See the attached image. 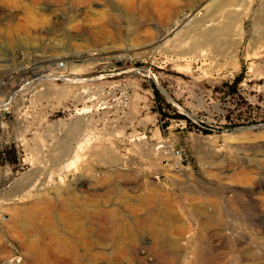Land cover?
Returning <instances> with one entry per match:
<instances>
[{
    "label": "rangeland",
    "instance_id": "rangeland-1",
    "mask_svg": "<svg viewBox=\"0 0 264 264\" xmlns=\"http://www.w3.org/2000/svg\"><path fill=\"white\" fill-rule=\"evenodd\" d=\"M233 171L264 182V0H0V264H57L47 235L16 228L15 218L95 191L122 225L93 220L83 233L55 222L79 253L192 264L194 252L171 260L159 251L174 229L138 227L146 210L136 199L153 194L155 209L177 199L180 216L182 206L199 212L207 190L222 203L232 196L224 176ZM254 214L264 215V202ZM249 235L252 247L264 240ZM195 237L193 228L183 236ZM226 237L198 246L216 256ZM254 255L251 264H264L263 251Z\"/></svg>",
    "mask_w": 264,
    "mask_h": 264
},
{
    "label": "bare ground",
    "instance_id": "bare-ground-1",
    "mask_svg": "<svg viewBox=\"0 0 264 264\" xmlns=\"http://www.w3.org/2000/svg\"><path fill=\"white\" fill-rule=\"evenodd\" d=\"M255 158H257L256 161L259 162L260 159L257 156ZM224 178L227 180V186H225V189L230 190L232 194V196L226 199L224 203L218 200L219 193L216 194L211 190H207L209 203L206 207L201 208L199 212L195 209L194 212L192 209L190 210L189 208L182 206L184 213L183 216H180V214H178L179 211H177V207L180 206V203L177 199L169 202L165 201L164 207L162 206L161 209H155L156 207L154 208V206L157 205L159 198L156 195L150 194L136 199L135 206L137 205V209L146 210L145 213L135 221L136 224L139 227L141 224L148 223L155 225L154 223L160 221L162 231L159 232L160 234L170 229L176 231V234L174 233L176 237L166 241L157 242L159 251L171 260L184 257L188 252H190L192 256V252H194V260L192 264H218V261L229 258H232L236 264H251L254 259L259 258L255 257V252L258 250L264 252V240H262L257 246L252 247L253 244H257L258 241L257 239L254 240V238L249 235L254 234L264 237V215L256 216L254 214L260 206L262 207V203L264 202V182L260 177L253 178L245 171H233L228 176L225 175ZM137 188L138 190H141L142 183H139ZM95 192L88 194L87 196L84 194L82 196L71 195L60 205H56V209L54 208V205H40L38 207L26 209L22 216V221L15 218V223H18V227H15H21L26 230L30 229L38 234L40 232L46 234L47 247L45 248L48 250V256L57 264L59 262L81 264L85 261L89 264H98L101 262L100 260L106 261L107 259V262L104 264H111L110 259L112 252H108L109 254L107 251L106 253L96 252L89 246L82 247L85 253L81 254L78 250L80 247H75L68 240L62 239L57 233L54 225L55 222L57 223V221H60L62 226L65 227V230H75L76 232L84 233V222L89 223L93 220H101L108 221V223L114 228H120L122 225L120 219L122 217L114 213V210L109 209L111 204L106 205L105 200L99 202V195L94 194ZM105 193L109 192L106 191ZM189 202L188 200H183L185 205ZM259 202L260 204H258ZM133 208L132 205L131 210L134 214L135 211ZM194 208L195 207H193V209ZM41 221L47 223V225H44L47 226L46 229L42 230L38 226V223ZM192 228L196 230L195 242L185 241L183 238L184 234L190 232ZM236 228L240 232V237L237 241L233 239ZM248 230H251L252 232H249ZM221 231H224L227 236L226 238L230 241V247H223V249L214 256L205 250L206 247L198 246L199 241H204L209 238L211 234ZM173 232H171V235H173ZM194 245L197 246L194 247ZM27 248L23 247L24 250H27ZM45 254L46 251L44 249L38 248L37 256L40 259H44V257L47 256H45ZM12 261L15 262V264L19 263L17 259Z\"/></svg>",
    "mask_w": 264,
    "mask_h": 264
},
{
    "label": "built area",
    "instance_id": "built-area-1",
    "mask_svg": "<svg viewBox=\"0 0 264 264\" xmlns=\"http://www.w3.org/2000/svg\"><path fill=\"white\" fill-rule=\"evenodd\" d=\"M59 66L61 67L62 66V63H59Z\"/></svg>",
    "mask_w": 264,
    "mask_h": 264
},
{
    "label": "trees",
    "instance_id": "trees-1",
    "mask_svg": "<svg viewBox=\"0 0 264 264\" xmlns=\"http://www.w3.org/2000/svg\"><path fill=\"white\" fill-rule=\"evenodd\" d=\"M156 94H158L157 91H156Z\"/></svg>",
    "mask_w": 264,
    "mask_h": 264
}]
</instances>
